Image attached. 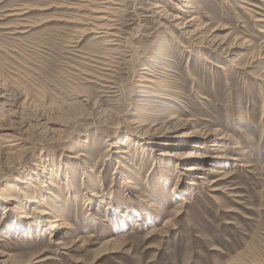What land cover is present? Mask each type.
Segmentation results:
<instances>
[{"label": "rangeland", "instance_id": "374dc122", "mask_svg": "<svg viewBox=\"0 0 264 264\" xmlns=\"http://www.w3.org/2000/svg\"><path fill=\"white\" fill-rule=\"evenodd\" d=\"M110 3L0 0V264H264V0Z\"/></svg>", "mask_w": 264, "mask_h": 264}, {"label": "bare ground", "instance_id": "6f19581e", "mask_svg": "<svg viewBox=\"0 0 264 264\" xmlns=\"http://www.w3.org/2000/svg\"><path fill=\"white\" fill-rule=\"evenodd\" d=\"M81 1V0H80ZM82 1H84V0H82ZM99 3H100V5H102V6H100V7H102L103 8V6L104 5H108V3H110V0H97ZM120 1V0H119ZM124 1V0H123ZM92 2H94V1H92ZM91 2V3H92ZM96 2V1H95ZM113 2H115V1H113ZM90 3V4H91ZM104 3V4H103ZM76 4V3H75ZM83 4V3H82ZM89 4V5H90ZM94 4V3H93ZM111 4V3H110ZM114 4V3H113ZM59 5V4H58ZM69 5H71V4H69ZM77 5H78V3H77ZM81 4H79L78 6H80ZM85 4H83V6H84ZM95 5V4H94ZM96 5H98V3H96ZM115 5H118V4H115ZM57 7V6H56ZM59 8H60V6H58ZM63 7V6H62ZM61 7V8H62ZM73 7V6H72ZM71 7V8H72ZM80 7H82V6H80ZM80 7H79V9H80ZM86 7L88 8V4L86 3ZM85 7V8H86ZM94 7V6H93ZM70 8V7H69ZM68 8V9H69ZM76 9H77V7H75ZM109 7H106L105 9H108ZM23 9V10H22ZM25 9H27V8H23V7H21V8H16L15 9V13H13L12 15H10V16H23L25 13H24V10ZM79 9H77V12H78V10ZM82 9H83V7H82ZM96 9V8H95ZM110 9V8H109ZM14 10V9H13ZM13 10H11V11H13ZM84 10V9H83ZM102 10H104V9H102ZM80 11V10H79ZM82 11V10H81ZM91 11V10H90ZM92 11H93V9H92ZM108 12V11H107ZM109 12H111V10L109 11ZM12 13V12H11ZM74 13V12H73ZM101 13H105V12H102V11H93L92 12V14H93V21L94 20H96V24H97V22L99 23V21L101 22V20L103 19V17H102V14ZM106 14V13H105ZM112 15V14H111ZM104 17H107V16H104ZM80 18V17H79ZM74 19V18H73ZM76 19V18H75ZM106 20V19H105ZM77 21V20H76ZM109 21V20H108ZM260 21V20H259ZM262 21V20H261ZM72 22H74L73 20H72ZM103 22V21H102ZM101 22V23H102ZM107 22V21H106ZM105 22V23H106ZM263 22V21H262ZM77 23H78V21H77ZM110 23V22H109ZM112 23V22H111ZM88 24V23H87ZM108 24V23H107ZM101 24H99V28H96L95 27V29H96V31H94L93 33L94 34H98V35H101V36H103V34H105V32H104V30L102 31V29H104V28H100L101 26H100ZM103 25V24H102ZM105 25V24H104ZM15 26V25H14ZM20 26V25H19ZM18 26V27H19ZM78 26V25H77ZM108 26V25H107ZM112 26V25H111ZM110 26V27H111ZM22 27V26H21ZM93 27H94V25H93ZM103 27V26H102ZM107 28H109V27H107ZM107 28H105V29H107ZM94 29V30H95ZM112 29V28H111ZM110 29V30H111ZM101 30V31H100ZM90 31V30H89ZM92 31V30H91ZM80 32V31H79ZM84 32H85V30H84ZM106 32H107V30H106ZM81 34H83V31H81L80 32ZM91 33V32H90ZM109 33V32H108ZM108 33H106V36L108 35ZM84 36V35H83ZM100 36V37H101ZM114 36H116L117 37V35H115L114 34ZM112 38H114V37H112ZM103 39H104V37H103ZM107 39H108V37H107ZM106 39V40H107ZM114 41V40H113ZM109 43V42H108ZM107 43V44H108ZM72 45V44H71ZM111 45V44H110ZM114 45H116V44H114ZM76 51V50H75ZM120 57V56H119ZM88 64V63H87ZM219 66V65H218ZM218 66H217V68H218ZM96 67V66H95ZM148 69V68H147ZM145 70V69H144ZM150 72V71H149ZM152 72V71H151ZM150 76V75H149ZM154 77V76H153ZM261 80L262 81H264V70L262 71V74H261ZM99 78V77H98ZM97 77H96V79H98ZM99 80V79H98ZM103 81V80H102ZM141 82L142 83H144V85L143 86H139V87H144V88H148V85L147 84H149V85H154L155 84V82L152 80V79H148V78H143L142 77V79H141ZM140 85H142V84H140ZM74 92V91H73ZM15 140H12V142H14ZM157 163V162H156ZM190 169H192L191 167H189ZM217 173V172H216ZM219 175V174H218ZM199 179L200 180H203L204 179V177H202V176H200L199 177ZM224 179V178H223ZM222 180V178H219V179H216V180H213V181H211L210 183H209V186L211 187V191H217L218 189L217 188H214L213 186H218V183L220 182ZM191 184L192 185H194L195 183L194 182H191ZM129 186V185H128ZM129 189H135V188H129ZM35 190V189H34ZM135 191V190H134ZM136 191H137V189H136ZM135 191V192H136ZM137 193V192H136ZM51 196V195H50ZM92 196H95L94 194L92 195ZM142 199V198H141ZM185 201V200H184ZM42 202V201H41ZM147 202V201H146ZM151 202V201H150ZM25 203L26 204H28L29 206H33L32 207V209L30 210L31 212L30 213H28V212H21L20 210L22 209V207H12V208H10V207H8L9 206V204L8 203H6V205L3 207V209H4V215H3V221L5 220V219H7L8 218V212L9 211H12L13 213H17V214H19L20 215V220H19V224H24V223H26L27 221H29L28 223L30 224L29 225V230L32 228V226L33 225H35L36 227H39L40 228V223L38 222L39 220H40V218L41 217H44V214H46L47 216H46V219H45V221L44 222H41L42 224H41V226L45 223V226H47V228H49V229H54V230H57V231H64L65 229H70V226H68L69 224H66L65 222H64V220H63V218H62V216H60L57 212H50L49 210H43V209H40L41 207H42V203H40V202H38V201H36L34 198H33V196L30 194V195H28L27 197H26V199H25ZM44 203V202H43ZM186 203V202H185ZM24 204V203H23ZM35 205V206H34ZM148 205V204H147ZM149 206H152V204L151 205H149ZM156 206V205H155ZM27 207V206H26ZM158 207V206H157ZM154 208V207H153ZM48 209V208H47ZM6 210L8 211V212H6ZM41 210V211H40ZM179 213V212H178ZM53 214H54V216H53ZM56 214V215H55ZM2 220H1V223L3 222ZM24 222V223H23ZM39 223V225H37ZM59 229V230H58ZM28 230V231H29ZM36 230H38L37 228H36ZM37 232V231H36ZM130 234V233H129ZM152 235V234H151ZM6 238H7V236H5ZM91 237V236H90ZM107 244V243H106ZM54 245L56 246V247H58V249H59V251L60 250H68V248H66V246L62 243V242H60V241H58V242H56V243H54ZM2 257V256H1ZM36 256H34L33 258H35ZM31 261V259H28V260H26V261H24V262H19V263H14V264H29V262ZM2 263L3 264H8L9 262H6L5 260L4 261H2ZM13 264V263H12Z\"/></svg>", "mask_w": 264, "mask_h": 264}]
</instances>
